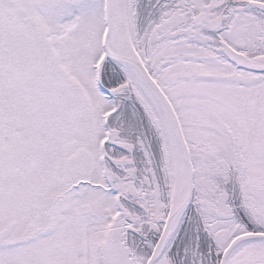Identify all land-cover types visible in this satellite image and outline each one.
I'll return each instance as SVG.
<instances>
[{"label":"rangeland","instance_id":"1","mask_svg":"<svg viewBox=\"0 0 264 264\" xmlns=\"http://www.w3.org/2000/svg\"><path fill=\"white\" fill-rule=\"evenodd\" d=\"M61 1L0 0V246H29L36 253L62 240L68 246H81L79 236L85 228L80 227L77 232L75 225L68 226L64 221L74 219L73 223H78L86 200L91 201L90 209L105 205L110 215L117 212L112 191L100 189V185L107 187V184L100 165L99 145L100 139L106 136L104 114L111 111L95 82L98 68L106 60L102 58L100 44L103 32L100 2L98 7L93 6L89 27L82 22L73 29L74 17L63 20L61 25L54 24L59 8L62 13L71 10ZM170 1L176 4L182 1L181 7L187 6L188 11L192 10L189 7L200 9V0H157L165 9L171 5ZM127 2L133 22L137 0ZM75 8L82 13L79 5ZM152 11L143 21L140 35L133 34L132 42L135 49L146 47L155 76L178 116L193 165V203L197 209L200 132L203 130L200 101L205 100L201 85L206 83L200 76V38L197 39L200 28L193 30L192 40L187 39L185 25L175 24L178 13L166 10L159 17ZM22 17L26 18L24 23ZM256 35L257 30L253 28L242 37L250 40ZM96 63L100 65L94 66ZM129 85L131 87L123 84L106 91L114 97L122 93L126 99L132 96L137 101L155 130L161 153L158 167L162 184L158 185L144 138L136 135L129 144L138 157L133 159L135 164L131 168L138 173L143 186L134 192L142 216L136 215L141 219L146 217L149 199L154 197L160 202L163 195L167 216L177 180L175 164L156 119L130 79ZM114 138L110 132L106 139L110 142ZM78 178L94 186L89 190L81 185L79 189L73 187ZM125 184H128L126 179L116 187L120 194L128 188ZM94 199L100 201L99 205H95ZM32 203L42 207L39 221L33 218ZM258 207V216L254 218L260 216L264 222V204ZM251 210L256 213L255 207ZM148 224L158 235L159 226L152 220ZM42 227L46 228L44 232ZM184 235L181 238L187 259L193 258L196 264H208L211 260L205 257L201 260L199 236L197 239ZM232 238L219 240V255ZM19 251L14 250L10 258ZM46 251L45 257L53 263L57 262L55 257L63 255V250ZM10 258L4 262L13 264Z\"/></svg>","mask_w":264,"mask_h":264},{"label":"flooded vegetation","instance_id":"2","mask_svg":"<svg viewBox=\"0 0 264 264\" xmlns=\"http://www.w3.org/2000/svg\"><path fill=\"white\" fill-rule=\"evenodd\" d=\"M92 1H64L71 10H59L58 23L69 18L79 5L82 13L77 14L72 28L82 22L88 26L98 2L102 14V0ZM252 2L264 4V0H200V11L206 15L199 25L200 76L206 83L201 85L205 100L200 101L203 130L198 160L197 232L199 240L211 239V259L216 258L220 239L264 232L263 220L260 216L254 218L258 216L259 204H264V68L236 65L224 53L226 45L252 64L264 66V12ZM216 16L221 22L212 30L208 20ZM253 28L257 30L256 38L242 37ZM93 201L99 205V200ZM91 205L86 200L78 223L68 221L77 232L80 227L85 228L83 245L68 246L62 240L37 253L29 246H0V264H9L4 261L14 250L20 251L10 258L13 264H146L151 253L147 235L142 240L135 223L125 226L121 215L120 224L107 226L104 207L90 209ZM217 209L226 217L219 218ZM45 229L42 227L43 232ZM46 249L63 250V255L55 257L57 262L53 263L45 257Z\"/></svg>","mask_w":264,"mask_h":264},{"label":"trees","instance_id":"3","mask_svg":"<svg viewBox=\"0 0 264 264\" xmlns=\"http://www.w3.org/2000/svg\"><path fill=\"white\" fill-rule=\"evenodd\" d=\"M135 9L134 27L136 36H139L144 27L143 21L147 19L150 10H153L152 12L154 13H160L163 7L158 6L157 0H137ZM158 13L156 15H158ZM149 65L150 74L156 78L153 68L151 67V63ZM99 70V79L103 89H114L123 84H126L128 87L130 86L127 72L122 64L106 59ZM124 93L125 95H128L127 92ZM113 98L115 100L116 106L109 112L108 115L107 123L109 129L107 131V135L109 137L111 132L115 138L110 142L107 141V139L105 141L106 156L105 163L103 165L104 179L109 184V186L113 188H116L119 183L122 184L124 179H126L128 184L125 185L128 187L126 189L128 192L125 191L124 195L121 197V204L134 219L137 218L139 220H146L149 219L147 215L142 219L140 217L134 216L136 214L141 215V205L139 200H137V193L134 192H138V190H140L143 186L140 185L138 173H135L131 168V166L135 164L133 159L138 157L136 156L135 151L133 153L131 147L132 145L129 146V144L134 142L136 135H140L144 138V143L150 154L152 166L156 173L158 183L161 185L162 180L158 167L161 156L159 146L160 143L157 139L153 126L144 115V112L139 107V104H137V101L134 100L132 96L130 99H126L124 94L121 93L115 95V97L113 96ZM126 143H128V145H126ZM162 200L165 201V197L163 195ZM194 207V203L189 205L183 216L177 236L174 239L171 248L168 250V256L173 264L175 263L176 259L182 264H196L193 258L187 259V256L183 254V249L186 247L183 238H181L182 234H187L188 238L193 235V237H197L198 239L197 209ZM190 216H192L191 220L189 219ZM186 224H189L188 231H186ZM210 241L211 239L207 238L200 239L199 250L203 255V257L200 256L201 260H203L204 257L207 261L211 260L213 253L211 249L213 248H211ZM210 262L208 264H210ZM214 263L215 262H213V264Z\"/></svg>","mask_w":264,"mask_h":264},{"label":"bare ground","instance_id":"4","mask_svg":"<svg viewBox=\"0 0 264 264\" xmlns=\"http://www.w3.org/2000/svg\"><path fill=\"white\" fill-rule=\"evenodd\" d=\"M132 41L133 28L128 9V2L127 0H112V29L107 43L108 49L117 54H131L147 67V57L141 50L134 48ZM125 69L128 73L129 79L136 87L139 97L148 107L164 134L165 144L171 152V158L172 161H174L177 172V175L175 176L177 179L175 190L171 196V209L174 210L178 207L180 208L184 203L182 200L187 193L188 181L187 167L182 148L170 126L165 109L158 100L156 94L140 77L133 66L126 64ZM164 207L165 204L161 201H156L154 197L150 198L148 201V213L151 215V220L161 228L166 222ZM179 218L173 226L172 233L170 234L162 253L153 264H169L166 257V251L174 238ZM262 259L264 260V238H244L236 243L230 251L225 264H247L254 260Z\"/></svg>","mask_w":264,"mask_h":264},{"label":"water","instance_id":"5","mask_svg":"<svg viewBox=\"0 0 264 264\" xmlns=\"http://www.w3.org/2000/svg\"><path fill=\"white\" fill-rule=\"evenodd\" d=\"M259 8H261L262 10H264V4H260V3H255ZM104 11H105V20H106V30L103 36V48H104V52L106 54L107 57H109L110 59L123 63V64H129L131 66H133L135 68V70L137 71V73L140 75V77L148 84V86L153 90V92L156 94V96L158 97V100L161 102V104L163 105L165 112H166V116L168 118V121L170 122V126L178 140V142L180 143V146L182 148L183 151V155H184V159H185V163H186V167H187V172H188V183H187V193H186V197L183 200L184 203L180 206V208H176L174 209L173 212L169 213L165 227L162 231V233L160 234L153 252L149 258V260L147 261L146 264H153L154 261L160 256V254L163 251V248L170 236V234L172 233V229L174 224L176 223L177 219L179 218V216L182 214V212L184 211L185 207L190 203L191 198H192V166L190 163V159H189V152H188V148L186 146V142L184 140V136L182 133V129L180 126V122L178 120V117L176 115V112L172 106V104L170 103L169 99L167 98V96L165 95V93L162 91V89L158 86V84L156 83V81L149 75L146 67L140 62V60H138L136 57H134L131 54H117V53H113L108 49L107 46V42H108V38L110 35V31L112 28V4H111V0H104ZM196 20L198 21V23H200L203 19H204V14L198 12L195 16ZM219 24V18H215L212 19L209 22V27L210 29H215ZM226 54L228 55V57L230 59H232L233 61H235L238 65H242L244 67L247 68H255V69H262L263 67H258L255 66L253 64H251L248 60L244 59L241 55L231 51V50H226L225 51ZM32 207L34 209H38V205L33 204ZM218 216L220 218H224L226 217V215L222 214V212L217 211ZM39 218V215H36V219ZM264 238V234L263 233H249L243 236H239L236 237L235 239H233L229 245L226 247V249L224 250L221 259L219 261V264H225L226 259L228 254L230 253V251L232 250V248L235 246L236 243H238V241L244 239V238Z\"/></svg>","mask_w":264,"mask_h":264}]
</instances>
